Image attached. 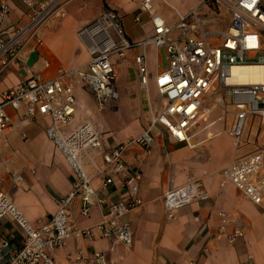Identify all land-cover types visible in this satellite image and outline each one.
<instances>
[{"label": "built area", "instance_id": "2783aa9c", "mask_svg": "<svg viewBox=\"0 0 264 264\" xmlns=\"http://www.w3.org/2000/svg\"><path fill=\"white\" fill-rule=\"evenodd\" d=\"M9 1L0 0V71L18 62L39 41L49 20L64 17L65 7L72 0H20L25 22L6 33L3 21L10 11ZM156 1L139 0L134 17L136 21L141 14L149 17L152 34L147 39L130 41L116 14L106 9L78 33L90 55L87 64L69 71L59 69L51 77L31 72L14 87L0 90V154L7 147L5 134L10 127L6 108L22 109L27 118H47L45 136L74 175L71 191L57 197L54 214L36 226L24 218L0 185V220L5 216L12 218L23 233L21 246L2 245L0 264H54V251L72 235L89 236L88 229L76 227L70 218L68 205L75 198L79 199V214L84 217L94 207L103 206L98 224L102 236L112 244L130 246L132 232L123 217L143 204L139 194L142 174L124 161V151L138 145L149 152L161 131L176 142L187 141L188 129L209 101L210 108L217 106L227 117L224 131L232 139L235 151L223 168L221 185L230 182L247 200L264 205V148L260 146L264 131V82L231 80L232 66L264 64L261 0H198L197 6L184 13L174 9L177 19L172 24L156 13ZM149 43L159 51L163 63L154 76L161 108L137 136L107 145L92 122H75L77 100L68 78L75 77L99 108L113 105L118 93L112 56L124 58L129 50L143 49ZM132 62L140 86L147 91L149 71L145 53L134 54ZM246 146L251 148L244 151ZM96 176L101 179L102 191L110 189L114 178L121 176L124 197L117 201L100 197L92 185ZM16 178L20 180V176ZM208 197L201 180L191 178L167 189L163 206L167 217L174 218L179 209ZM220 216L222 230L228 221L225 212H220ZM234 223L236 228L228 236L230 241L242 235L241 221L236 219ZM75 258H82L80 251ZM89 260L95 264H118L107 261L99 251L93 252Z\"/></svg>", "mask_w": 264, "mask_h": 264}, {"label": "crops", "instance_id": "0c3cea01", "mask_svg": "<svg viewBox=\"0 0 264 264\" xmlns=\"http://www.w3.org/2000/svg\"><path fill=\"white\" fill-rule=\"evenodd\" d=\"M138 2L70 1L65 7V16L49 20L41 30L39 41L32 44L18 62L0 71V90L14 87L31 72L51 77L59 69L69 71L87 64L90 55L78 33L106 9L116 14L130 41L147 39L152 34V23L146 14H141L139 21L135 20ZM185 2L180 9V4ZM163 5L184 13L197 6L198 0L156 1V13L172 24L177 15L172 12L176 16L172 20L163 16L159 12ZM9 6L10 11L3 21L6 33L25 22V9L20 0H10ZM138 28H145V34H139ZM147 49L154 52L157 67H149L146 61L149 71L146 91L139 84L132 58L141 51L147 56ZM32 52L37 53V59L28 66L27 59ZM126 55L129 56L123 66L126 73L123 85L126 91L132 90L143 95V91L148 93L150 86L156 91L154 76L163 64L159 51L149 43L143 49L129 50ZM115 67L119 76L120 66L116 62ZM68 81L74 85L77 100L75 122L82 121L79 115L86 110L87 115L94 120V126L102 133L105 144L124 141L144 129L132 131L120 125L108 126L100 118L99 112L91 107L95 100L90 92L75 77L70 76ZM118 99L113 104L114 111L118 109ZM125 100L129 103L131 98L127 95ZM147 100L148 105H151L150 99ZM212 110H219L220 113L214 119H209ZM6 112L10 118V127L5 134L7 147L0 154V185L24 218L36 226L54 214L57 197L66 196L71 191L74 175L62 155L45 136L47 118H27L22 109L14 110L10 107L6 108ZM90 120L86 121L92 122ZM216 123L222 125L217 126ZM224 123L225 116L217 106L205 107L199 119L188 129L187 141L176 142L161 131L149 152L138 145L125 150L124 161L138 168L142 174L139 194L143 204L123 217L131 228V245L125 246L121 242L112 244L110 239L103 237L98 224L104 207L96 206L84 217L79 214V199L75 198L68 205L72 223L80 229H88L90 235H72L63 247L54 251V264H95L89 260L95 251L102 252L107 261L118 264H264V205H255L247 200L230 182L221 185L223 168L235 153L233 141L224 131ZM219 136H225L231 147L230 153L222 160L214 156L215 138ZM16 176H20V180ZM191 178L201 180L209 195L208 199L194 201L179 209L174 218H168L163 206L165 191ZM92 185L99 196L106 197L107 201H117L124 197L121 176L114 178V185L107 191L100 189L101 179L97 176L92 178ZM220 212L226 213L228 221L222 230ZM236 219L241 221L242 235L230 241L228 236L236 228ZM4 243L13 246H21L23 243V233L8 216L0 220V253ZM77 251L81 252L80 260L75 258Z\"/></svg>", "mask_w": 264, "mask_h": 264}, {"label": "rangeland", "instance_id": "374dc122", "mask_svg": "<svg viewBox=\"0 0 264 264\" xmlns=\"http://www.w3.org/2000/svg\"><path fill=\"white\" fill-rule=\"evenodd\" d=\"M186 3L187 2H185L184 4H180L181 6H179V8L181 9L182 6H184ZM171 5L173 7H177L175 4L174 5L171 4ZM173 7L163 5L160 7L159 12L163 16H166L167 18H171L172 20L173 16L176 17ZM172 12L175 15L174 14L172 15ZM138 29H139V34H143V35L145 34L146 32L145 28H138ZM147 50L148 51H147L146 61L149 67H152L153 69H155L157 65H156V59H155L154 52L149 49ZM112 58H114L115 62L120 66V74L119 76H117L116 81H115L117 91L120 96L117 102L119 105L118 109L114 111L113 105L99 108L94 102H93V105H91V107H93L97 113L99 112L100 118L104 120L106 123H108V126L117 127L120 125V126H123V128L131 129L132 131L134 130L141 131V129L145 127V125L148 123L149 119L153 115H155V113L160 109L161 103H162L161 97L157 94L156 91L153 90L152 86H150L148 93L143 91V95H140L137 92H133L132 90L126 91L123 85V79H125L124 75H126V73L124 72L123 66L126 64V61L129 60V56L126 55L124 58H119L116 54H114ZM127 95L131 98V101L129 103H127L125 100ZM222 95H225V93L222 92ZM148 98L150 99L151 105H148V100H147ZM205 105H206L205 107L208 108L212 104L209 101ZM218 113H220L219 110H212V112H210L211 115L209 119H214L218 115ZM79 119L82 121L90 120L91 117L87 115L86 110H83V113L79 115ZM90 121H92V124L94 125L95 123L93 122L94 120L91 119ZM220 124L221 123H219L217 126L222 125ZM226 124H227V117L225 118L224 126ZM260 146L264 148V131H262L261 136H260ZM213 148L215 149L214 156H216V158L220 160H222V158L226 154L230 153L231 151V147L228 144V139L225 136H219L215 138V146ZM250 148L251 147L246 146L244 148V151Z\"/></svg>", "mask_w": 264, "mask_h": 264}, {"label": "bare ground", "instance_id": "6f19581e", "mask_svg": "<svg viewBox=\"0 0 264 264\" xmlns=\"http://www.w3.org/2000/svg\"><path fill=\"white\" fill-rule=\"evenodd\" d=\"M232 81L239 83L264 82V64L235 65L231 67Z\"/></svg>", "mask_w": 264, "mask_h": 264}, {"label": "water", "instance_id": "95a60500", "mask_svg": "<svg viewBox=\"0 0 264 264\" xmlns=\"http://www.w3.org/2000/svg\"><path fill=\"white\" fill-rule=\"evenodd\" d=\"M36 59H37V53L32 52L27 59V65L31 66L36 61Z\"/></svg>", "mask_w": 264, "mask_h": 264}, {"label": "trees", "instance_id": "16d2710c", "mask_svg": "<svg viewBox=\"0 0 264 264\" xmlns=\"http://www.w3.org/2000/svg\"><path fill=\"white\" fill-rule=\"evenodd\" d=\"M261 6L264 8V0H261Z\"/></svg>", "mask_w": 264, "mask_h": 264}]
</instances>
